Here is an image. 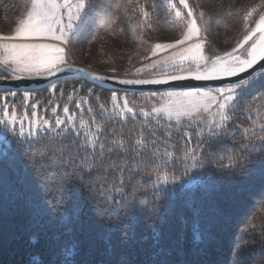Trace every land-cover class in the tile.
Listing matches in <instances>:
<instances>
[{
	"label": "snow or ice",
	"instance_id": "obj_1",
	"mask_svg": "<svg viewBox=\"0 0 264 264\" xmlns=\"http://www.w3.org/2000/svg\"><path fill=\"white\" fill-rule=\"evenodd\" d=\"M103 3L104 0H76L75 4H71L70 0H31L30 8L24 18L19 19L14 33L0 35V40L13 41L2 46L7 56L0 63L10 68L11 72L0 75V80L23 79V75L18 73L50 77L64 71L82 72L83 69L74 68L69 63L66 46L89 24L90 14ZM169 4L173 23L187 20V33L175 43L156 44L157 49L177 48L193 36L200 35L188 0H169ZM178 5H182L183 10ZM261 7H264V2L245 14L246 21L257 12L259 18L253 21L255 27L243 36L231 52H225L223 56L213 53L206 57L203 54L204 46L197 43L172 58V73L155 78L119 81L129 85H161L187 80L211 82L240 77L223 87L176 84L175 87L187 90L169 91L163 96L153 93L163 103L152 108L151 113L166 117L177 133L173 141L172 131L161 132L165 145L171 143L174 150L165 146L163 153H160V160L153 159L155 149L144 151L149 142L153 145L158 142L157 132L151 128L137 130L141 137L149 138L147 141L128 137V154L124 155L116 151L123 146V140L113 139L114 147L102 143L106 133L111 135L108 128L97 125L93 131L83 121L77 124L75 117L69 115L67 106L63 107L64 119L56 117L54 122H41L45 126L42 144L38 141L39 123L35 124L36 131L33 132V121L27 119V111L24 112V118L20 119L16 110L8 104L9 96L15 97L17 93L9 92L8 95L0 96L4 104L0 115V209L9 201L22 200L41 237L44 235L45 220L49 224L75 223L89 230L99 228L110 257L103 262L86 257L82 243L72 235L74 229L68 228V239L61 241L57 237L54 246L48 245L51 251L47 260L39 251L40 241L37 240L30 264H133L129 250L145 243L149 247L143 264H179L168 240V209L173 200L197 191L214 193L219 190L220 182L227 186L244 184L257 176L259 190L264 193V136L255 141L244 137L243 141L238 142L231 135V129L238 127L234 117L244 114L247 97L257 89H264V70L249 72L255 65L264 62V11H260ZM99 11L103 12L104 9L100 8ZM141 12L147 19L149 13L143 7ZM200 15L203 16V13ZM101 18H107V13ZM112 23L115 21L108 18L109 26ZM37 40L58 41L59 44L32 42ZM185 61L189 63L188 68L183 67ZM162 63L167 65L168 61ZM244 73L248 75L243 76ZM92 79L104 80L105 77L93 76ZM88 92L91 94L92 89H88ZM24 98L29 99L30 93H24ZM111 100L115 104L117 95L113 94ZM122 103L124 115L135 116L134 109L128 106L127 98ZM76 107L79 109L80 105ZM200 110L211 113V119L197 126V140L193 144V132L181 123V118ZM141 112L146 116L150 114L143 109ZM66 121L69 122L67 127ZM49 133L57 137L61 133L65 134L61 143L56 145L58 151L55 154L46 147ZM17 158L22 162L23 175L13 182L9 179L5 165L11 166ZM128 160L135 161L136 165L142 164L148 177L146 182L152 184L151 209L144 214L138 211L132 190L125 188L128 177L139 176L141 172L139 166H132L127 163ZM121 161L125 163L121 164ZM167 168L171 171H167ZM16 183L23 184V189L17 188ZM53 187L56 189L55 196L51 195ZM74 188L81 193L82 203L73 207L69 215ZM84 191L87 192L86 196L83 195ZM189 206L193 213L191 239L200 250L215 239L208 228L209 223L224 229L232 213L244 211L241 202L235 198L228 206L214 207L210 213H205L195 200L190 199ZM85 209L89 214L81 224V212ZM141 220L147 235L138 231ZM258 238L264 245V231L258 234ZM254 242L251 235L241 240L237 230L230 245L229 264H247L245 252ZM182 264L207 262L192 258L185 259ZM261 264H264V259Z\"/></svg>",
	"mask_w": 264,
	"mask_h": 264
},
{
	"label": "trees",
	"instance_id": "obj_2",
	"mask_svg": "<svg viewBox=\"0 0 264 264\" xmlns=\"http://www.w3.org/2000/svg\"><path fill=\"white\" fill-rule=\"evenodd\" d=\"M153 2L156 9L163 12L161 15L163 18L168 16L169 11L164 0H153ZM131 6L132 5L129 6V3L125 0H104L103 4L98 5V10L90 14L91 18L89 24L71 41L77 55L83 53L88 44L105 28L117 26H119V28L128 27V23L132 21L135 14L138 13ZM100 8H103L104 11H99ZM105 12L107 13V18H101L104 16ZM108 18L115 21V23L109 26ZM4 74H6V72L0 69V75ZM81 85L83 87H81ZM73 86H75V91L73 90ZM51 89H55V93L62 92V95H66L65 99H67V95H69L70 91L72 96L73 92L92 89V93L89 96L90 109H79L77 114L73 116L77 124L83 121L93 131L97 125L107 127L111 135L106 133L105 138L101 142L106 143L109 147H114L112 143L113 139L123 140L124 144L122 147L116 149L117 152L124 155L128 154V137H131L132 140L141 138L146 141L149 140L147 136L141 137L137 131L139 129L147 130L148 128L157 132V144L153 145L149 142L148 147L144 149L145 152L155 149L153 152V159H161L160 153H163L165 146H167L169 150H174L171 143L165 145L164 137L161 135V132L165 130L172 131V140L175 141L177 133L174 128L164 127L161 124L157 126V123H153L151 120H148V118L141 117V115L124 117L120 113H117V111H113L109 106V100L114 91L95 86L80 77L72 76L60 79L50 83L46 87L29 92L37 95L47 94L48 96ZM16 92L21 93L23 91L20 90ZM256 98H258V101H260L262 105L264 104V89H257L252 92L246 99V106H250ZM261 100H263V102ZM70 101L74 102L72 98ZM101 105L103 108H101ZM68 123L69 122L66 121L65 127L68 126ZM188 130L193 132L192 142L193 144L196 143L197 137L195 135V130H191L190 128H188ZM64 135V133H61L60 136L57 137L55 134H48L46 147L51 149L53 154L58 151L56 145L61 143ZM231 135L232 138L238 142L243 141L244 137H247L249 141H254L243 134L238 127L231 129ZM43 137L44 132H40L38 141L42 144L44 143ZM81 139H83V137H81ZM123 163H125V161H121V164ZM127 163L134 167L139 166L141 168L139 176L128 177V183L125 185V188L132 190L137 209L141 214H144L151 209L152 184L146 182L148 177L145 175V169L142 164L136 165V162L133 160H128ZM169 163H171V158H169ZM5 167L9 179L13 182H17L19 177L23 175L22 162L19 158H17L15 163L11 166L5 165ZM166 170L169 172L171 171L170 168ZM16 187L23 189V184L16 183ZM259 188L260 181L257 176L244 184L227 186L223 182H220L219 190L214 193L197 191L190 196H178L173 200L168 209V240L174 257L179 264H182L185 259L192 258L205 260L207 264H229L228 257L230 245L232 237L237 233V230H239L241 240H244L250 235L255 239V242L250 244L245 252L247 264H261V260L264 259V245L261 244L258 234L264 231V218L260 217L258 214L264 211V193L260 192ZM51 195H56L55 187H53ZM83 195L86 196L87 192L84 191ZM234 198L241 202L244 211L232 213L228 225L224 229L209 223L208 228L215 239H213L206 248L200 250L199 247L193 244L191 239L193 213L192 208L189 206L190 199L195 200L201 205L205 213H210L214 207L228 206ZM81 203V193L74 188L69 205V215L72 213L73 207ZM88 214L87 209L81 212V224L87 219ZM44 225V235L41 237L24 202L22 200L9 201L3 209H0V264H30V258L33 252L36 251L37 240L40 241L39 251L42 253L44 259L47 260L51 251L48 245L52 244L54 246L57 237H59L61 241L68 239L66 235V230L68 228L74 229L72 235L82 243L83 253L86 257L95 259L98 262H103L110 258L101 229L93 228L89 230L81 228L75 223L49 224L47 220L44 221ZM138 231L141 234H148L142 220L138 225ZM148 247V243H145L129 250V258L133 261V264H143L147 259L146 252L148 251Z\"/></svg>",
	"mask_w": 264,
	"mask_h": 264
},
{
	"label": "rangeland",
	"instance_id": "obj_3",
	"mask_svg": "<svg viewBox=\"0 0 264 264\" xmlns=\"http://www.w3.org/2000/svg\"><path fill=\"white\" fill-rule=\"evenodd\" d=\"M125 1L138 12L135 14L134 19L129 22L130 24L128 23V27L105 28L98 33L80 55H77L71 42L66 46L69 63L77 62L88 69L116 76L149 77V75L157 76L172 73L174 71L173 67H171L172 58L178 52L190 46H194L197 43L202 44L204 46L203 54L209 57L213 53L219 55L222 51L225 52L238 43L254 27L253 21L259 18V12H257L246 21L244 19L245 14L253 7L259 6L264 2V0H188L196 17L197 25L200 28L199 37L193 36L190 41L183 45H178L177 48L157 49L155 47L156 44H170L175 43L178 39H183L187 33V20L173 23L169 0H164L169 11L168 16L164 18L161 16L163 12L156 9L153 0ZM75 2L76 0H70L71 4H75ZM30 6L31 0H0V35H12L19 19L24 18ZM142 7L149 13L147 19L142 15ZM178 7L183 10L182 5H178ZM260 11H264V7H261ZM201 13H203V16L200 15ZM11 42L13 41L0 40V60L7 56L2 46ZM32 42L59 44L58 41L51 40ZM163 61H168V64L162 63ZM0 66L11 72V69L6 68L2 63H0ZM183 67L188 68L189 63L185 61ZM18 75L29 74L18 73ZM183 90L187 89L145 93L114 91L112 95L116 94L118 100L113 104L111 95L109 106L113 111H117V113L125 117L122 111V102L124 98H127L129 101L128 106L134 109L135 115L146 117L153 123L158 122L164 127H171L167 118L162 114L157 116L151 113L152 108L159 107L163 103V100L154 97L153 93L163 96L169 91ZM26 92L30 93V98L27 100L24 98V93ZM8 93L7 91H0V96L8 95ZM16 93L15 97L9 96L8 104L16 110L20 119L24 118V112L25 110L27 111V119L33 121V132L36 131V123H39L40 132H44L45 126L41 123L43 120L54 122L56 117L64 119L63 107L65 106L69 108V115L74 116L79 109H90L89 96L91 94H89L88 89L73 92L72 96L70 91L67 99H65L66 95H62V92L55 93L53 89L48 93V96L47 94L37 95L29 91ZM71 98L74 102L70 101ZM261 101L263 102V100ZM77 104L80 105L79 109L76 107ZM33 105H35V108H33ZM3 107L4 104L0 101V115H2ZM141 109L150 114L144 115ZM128 116L133 117L131 114ZM210 119L211 113L200 110L189 117H182L181 123L188 126L191 130H196L198 125L206 124ZM234 120L239 130L250 137L251 140L255 141L258 137L264 136V104L262 105L258 98L250 106H246L243 115L234 117ZM53 127H55L54 123ZM25 130H28L27 123L25 124ZM258 215L264 218V211H261Z\"/></svg>",
	"mask_w": 264,
	"mask_h": 264
},
{
	"label": "water",
	"instance_id": "obj_4",
	"mask_svg": "<svg viewBox=\"0 0 264 264\" xmlns=\"http://www.w3.org/2000/svg\"><path fill=\"white\" fill-rule=\"evenodd\" d=\"M238 43H236L234 46L226 50V52H231L232 49L235 48ZM71 64L73 65L74 68H81L83 69V71L82 72L64 71V72H59L56 75H52L50 77H44L43 75L41 76L23 75L24 78L19 79V80H15V79L0 80V91H20V90L21 91H34V90L46 87L52 82L58 81L63 78L72 77V76L80 77L92 83L93 85L99 86L101 88H106V89H109L115 92H127V93L160 92V91L172 90V89H182V88L175 87L176 84H187V85H192V86L207 84L208 87L215 88V87H223L229 82L240 79V77H232V78H224L222 80H216V81H211V82L187 80V81H180V82H171L169 84H161V85H129V84L119 83V81L124 80V79L155 78V77H161L163 75L149 76V77L116 76V75L101 73V72L88 69L87 67L83 65H79L78 63H71ZM0 68L4 70L5 72L9 73V71L4 69L3 67L0 66ZM262 70H264V62L258 63L257 65L254 66L253 69H250L249 72L262 71ZM242 75L247 76L248 73H244ZM93 76H103L105 77V79L104 80H99V79L93 80L92 79Z\"/></svg>",
	"mask_w": 264,
	"mask_h": 264
},
{
	"label": "bare ground",
	"instance_id": "obj_5",
	"mask_svg": "<svg viewBox=\"0 0 264 264\" xmlns=\"http://www.w3.org/2000/svg\"><path fill=\"white\" fill-rule=\"evenodd\" d=\"M254 27H255V25H254ZM226 52V51H225ZM224 51H222L221 52V54H219L220 56H223V54L225 53Z\"/></svg>",
	"mask_w": 264,
	"mask_h": 264
}]
</instances>
